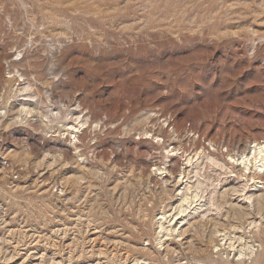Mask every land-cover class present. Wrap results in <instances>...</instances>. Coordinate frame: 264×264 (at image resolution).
Instances as JSON below:
<instances>
[{
    "label": "rangeland",
    "instance_id": "obj_1",
    "mask_svg": "<svg viewBox=\"0 0 264 264\" xmlns=\"http://www.w3.org/2000/svg\"><path fill=\"white\" fill-rule=\"evenodd\" d=\"M261 143L264 0H0V264H264Z\"/></svg>",
    "mask_w": 264,
    "mask_h": 264
},
{
    "label": "bare ground",
    "instance_id": "obj_2",
    "mask_svg": "<svg viewBox=\"0 0 264 264\" xmlns=\"http://www.w3.org/2000/svg\"><path fill=\"white\" fill-rule=\"evenodd\" d=\"M25 83H27V82H25ZM24 84V83H23ZM22 85V84H21ZM24 85H26V86H20L21 87V90L23 89V90H26L27 88L29 89V87L27 86V85H29V83H27V84H24ZM30 86V85H29ZM20 90V92H22ZM17 91V90H16ZM12 92H13V89H12ZM26 92H27V90H26ZM28 93V92H27ZM29 96H31L30 94H29ZM22 102V101H21ZM26 102V101H25ZM21 104V103H20ZM22 104H24V103H22ZM26 105V104H25ZM27 106V105H26ZM20 108H22V107H20ZM24 108V107H23ZM22 108V112L24 111L25 112V110ZM26 108V107H25ZM27 109V108H26ZM27 111V110H26ZM18 113H19V111H18ZM27 113V112H26ZM19 115V114H18ZM21 115H22V113H21ZM78 117V116H77ZM80 118V117H79ZM85 119V118H84ZM80 120V119H79ZM80 124V123H79ZM76 127V126H75ZM78 127V126H77ZM80 130H81V128H79ZM73 131H76V130H73ZM81 132V131H80ZM74 133V132H73ZM77 136V135H76ZM72 140V139H71ZM73 144H74V142H73ZM258 145V144H257ZM254 148V150L252 151V153H251V157H247V156H245V157H243V158H241V160H240V162L242 163V164H245V165H247V163H248V161H250V158L251 159H253V163H254V168L258 171L259 169H263L264 168V144H262L261 143V145H258V146H255V147H253ZM249 149V148H248ZM251 149V148H250ZM249 152H250V150H249ZM248 153V152H247ZM208 158H209V156H208ZM211 158V157H210ZM191 159V158H190ZM211 163H213V164H217V163H219L218 161H215V160H213L212 158L211 159H208ZM238 160V159H237ZM190 161V160H189ZM189 161H188V163H189ZM208 161V162H209ZM239 161V160H238ZM207 162V161H206ZM251 162V161H250ZM249 162V163H250ZM253 163H251V164H253ZM218 165H220V164H218ZM250 165V164H249ZM252 166V165H251ZM249 168V167H248ZM251 168H253V167H251ZM261 171V170H260ZM195 173H197L196 171H195ZM198 179V178H197ZM195 182H197V184L193 187L192 186V188H193V190H191V187H189V186H187L186 187V189L187 190H191V191H189V192H185L184 194H183V192H182V197L180 198V204L179 205H177L178 206V209H177V213L176 214H180V218L181 219H183L184 220V218L188 215V213H189V211L191 210V209H196L197 208V210H199L198 208H201V206L202 205H205V202H204V204H200V203H198L199 201H201L200 199L202 198V195L203 194H201L202 193V189L204 188L203 186H202V184H203V182H202V180H196ZM256 183V182H255ZM192 185V184H191ZM255 185V184H254ZM201 186L203 187V188H201ZM255 186H257V185H255ZM185 189V188H184ZM204 190H207V189H204ZM212 190V189H211ZM184 191V190H183ZM243 191V190H242ZM205 192V191H204ZM211 192V191H210ZM213 192V191H212ZM211 195V194H210ZM209 195V198L212 196H210ZM242 195V194H241ZM244 195V194H243ZM207 197H208V194H207ZM205 198V197H204ZM250 198H251V194L249 193V195H245V198L244 199H246V200H248L249 202H250ZM206 199V198H205ZM213 200V197L211 198V201ZM259 200V199H258ZM196 201H198L197 203H198V205H196L195 204V202ZM206 204H207V206H208V203L206 202ZM250 204V203H249ZM209 205H210V203H209ZM213 206V205H212ZM203 207V206H202ZM177 208V207H176ZM170 217V216H169ZM169 217H168V219H169ZM164 218H166L165 217V215H163V214H160V216L158 217V220H160V232H162V230H163V224L164 223H162V220L164 219ZM176 218V217H175ZM167 219V220H168ZM175 220V219H174ZM178 222H180L179 220H178ZM183 222V221H182ZM166 223V222H165ZM167 223H169V221H167ZM251 223V222H250ZM179 224V223H178ZM172 225H174V224H172ZM167 226V225H166ZM175 226V225H174ZM176 226H177V224H176ZM177 228V227H176ZM172 229V228H171ZM174 229V228H173ZM168 230V229H167ZM172 231V230H171ZM159 232V233H160ZM165 232V231H164ZM225 233V232H224ZM230 234V233H229ZM227 236V235H226ZM162 237V236H161ZM161 241V240H160ZM230 246L232 247L233 246V244H230ZM229 246V247H230ZM238 251V255L239 256H250L252 253H253V251H254V249H253V246L252 245H245V246H242L239 250H237ZM243 256V257H244ZM249 258V257H248Z\"/></svg>",
    "mask_w": 264,
    "mask_h": 264
}]
</instances>
